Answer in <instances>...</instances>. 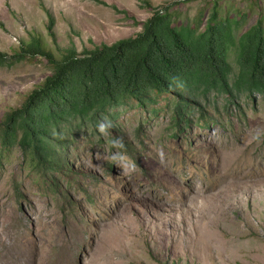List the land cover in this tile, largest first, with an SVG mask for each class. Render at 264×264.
I'll use <instances>...</instances> for the list:
<instances>
[{"label":"rangeland","instance_id":"obj_1","mask_svg":"<svg viewBox=\"0 0 264 264\" xmlns=\"http://www.w3.org/2000/svg\"><path fill=\"white\" fill-rule=\"evenodd\" d=\"M212 2L237 37L264 22V0H0V52L35 37L56 59L81 55L135 37L155 11L183 24ZM50 75L41 57L0 66V125ZM208 95L178 128L162 94L120 112L100 142L76 131L58 174L18 147L3 154L0 264H264V99L225 109Z\"/></svg>","mask_w":264,"mask_h":264},{"label":"trees","instance_id":"obj_2","mask_svg":"<svg viewBox=\"0 0 264 264\" xmlns=\"http://www.w3.org/2000/svg\"><path fill=\"white\" fill-rule=\"evenodd\" d=\"M212 4L207 15L200 12L183 24L175 23L167 11H155L135 37L81 55L68 48L56 59L35 37L10 57L0 52V66L41 57L51 69L22 108L0 125V162L3 154L18 147L36 171L58 174L65 166L62 154L76 131L100 142L103 131L110 135L115 129L120 112L154 106L162 94L174 105L176 128L190 105L209 103L211 92L223 97L225 109L238 97L264 99L262 17L237 37L240 22L222 20ZM52 26L50 19V36Z\"/></svg>","mask_w":264,"mask_h":264},{"label":"clouds","instance_id":"obj_3","mask_svg":"<svg viewBox=\"0 0 264 264\" xmlns=\"http://www.w3.org/2000/svg\"><path fill=\"white\" fill-rule=\"evenodd\" d=\"M103 129H104V126H103V125H101V131H103Z\"/></svg>","mask_w":264,"mask_h":264}]
</instances>
